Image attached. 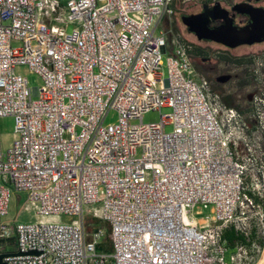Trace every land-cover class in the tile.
<instances>
[{
	"label": "built area",
	"instance_id": "1",
	"mask_svg": "<svg viewBox=\"0 0 264 264\" xmlns=\"http://www.w3.org/2000/svg\"><path fill=\"white\" fill-rule=\"evenodd\" d=\"M190 1L0 0V119L14 117L16 137L5 153L0 132L8 264H253L262 254L250 231L264 229L260 137L213 99L194 45L165 29ZM14 193L38 216L77 219L3 222ZM201 209L211 215L199 221ZM89 216L109 224L111 252ZM231 227L244 237L234 246Z\"/></svg>",
	"mask_w": 264,
	"mask_h": 264
},
{
	"label": "flooded vegetation",
	"instance_id": "2",
	"mask_svg": "<svg viewBox=\"0 0 264 264\" xmlns=\"http://www.w3.org/2000/svg\"><path fill=\"white\" fill-rule=\"evenodd\" d=\"M224 1L226 0H219L218 3L222 9L228 10L230 15L234 16V26L238 29L246 26L250 17L238 14L234 11L236 5L226 6ZM237 5L264 8V0H241ZM214 6L210 0H203L198 11L182 15V18L201 14L206 8L212 10ZM179 9L178 7L175 15ZM224 24L223 20H215L210 23V28H219ZM200 42L209 44V56H194L193 64L199 72L208 69V82L213 99L227 100L230 106L225 103L224 105L235 110L244 120L252 141L254 134L264 136V42L245 45L250 46L249 49L242 46L230 48L207 40ZM194 47L197 53L198 47ZM254 47L256 48L253 49Z\"/></svg>",
	"mask_w": 264,
	"mask_h": 264
},
{
	"label": "rangeland",
	"instance_id": "3",
	"mask_svg": "<svg viewBox=\"0 0 264 264\" xmlns=\"http://www.w3.org/2000/svg\"><path fill=\"white\" fill-rule=\"evenodd\" d=\"M202 1L203 0H191L190 2L183 4L180 6L178 14L175 15L172 23H166L165 29L171 28L174 30L175 33H179L185 40L192 43L194 46L198 47L197 54H200L201 56L208 57L210 48L209 44H206L204 42H200L198 38L193 35L188 28L184 25L182 21V15H188L192 12L198 11L202 7ZM212 2V0H210ZM241 0H226L223 2L224 5H237ZM214 4V3H212ZM216 5V4H215ZM162 28L158 29V33ZM242 48H251L250 46H242ZM254 47L253 49H255ZM250 49V50H253ZM17 74H21L25 77H28L30 81L31 87H40L42 85L41 78L30 71V69L26 66H20L16 70ZM163 79H167L168 77V69L165 66L162 69ZM201 75L204 76L209 81V75H208V69L200 71ZM116 112H111L107 118V123L114 122L116 120ZM159 120V113H150L147 114L144 118V121L146 123L151 121H158ZM0 132H1V143L3 151L6 153L8 150L12 147L13 142L15 141V119L14 117H6L0 119ZM258 139L255 144H261L262 148H258V151L261 149L264 151V136L257 135ZM261 158V154L254 153V157L258 159ZM264 158V157H262ZM264 161V160H263ZM26 200V194L25 193H14L11 201L10 206V213L9 216H6L2 219L3 222H12L14 219L17 218L18 223L21 224H34L38 221H44V222H56L61 224H70L73 221L77 219V217L70 216V215H62L60 217L47 219L43 218L41 216H38L36 209L33 206H27V208H24L23 203ZM264 208V207H263ZM202 214L199 216H196L200 221H202L201 218H208L211 215V209L202 210ZM87 223H91L94 226H101L103 228L108 229V235H110L109 230V224L102 222V221H96L92 216L87 217ZM261 229H263L262 226L258 227L256 222H254L251 225L250 231L254 234H257L258 241L262 244L263 252L262 254L256 259V261L253 264H264V237L260 235ZM264 230V229H263ZM259 233V234H258ZM111 236V235H110ZM111 238V237H110ZM14 239V238H13ZM107 240V239H106ZM111 240V239H110ZM4 248L8 251H14L16 249V243L12 240H8L4 244Z\"/></svg>",
	"mask_w": 264,
	"mask_h": 264
},
{
	"label": "water",
	"instance_id": "4",
	"mask_svg": "<svg viewBox=\"0 0 264 264\" xmlns=\"http://www.w3.org/2000/svg\"><path fill=\"white\" fill-rule=\"evenodd\" d=\"M234 11L241 15H248L249 23L240 29L236 28L234 16H231L228 10L222 9L220 3H217L212 10L206 8L201 14L185 16L182 21L200 41H212L230 48L263 43L264 8L236 5ZM215 20H223L225 24L222 27L211 29L210 23ZM10 255L13 254H0V264H8L5 259Z\"/></svg>",
	"mask_w": 264,
	"mask_h": 264
},
{
	"label": "trees",
	"instance_id": "5",
	"mask_svg": "<svg viewBox=\"0 0 264 264\" xmlns=\"http://www.w3.org/2000/svg\"><path fill=\"white\" fill-rule=\"evenodd\" d=\"M200 54L195 53L194 56H199ZM223 103L227 104L230 106V104L227 102V100H222ZM111 236L108 235L106 239L104 240V243L101 244L98 249L103 250L106 252H111L112 251V239L110 238ZM224 238L232 245L234 246L237 242L244 241V237L238 233L233 227L226 229L224 233ZM111 239V240H110ZM12 241L15 242V239H11ZM16 243V242H15Z\"/></svg>",
	"mask_w": 264,
	"mask_h": 264
},
{
	"label": "bare ground",
	"instance_id": "6",
	"mask_svg": "<svg viewBox=\"0 0 264 264\" xmlns=\"http://www.w3.org/2000/svg\"><path fill=\"white\" fill-rule=\"evenodd\" d=\"M199 220V219H198ZM200 221V220H199Z\"/></svg>",
	"mask_w": 264,
	"mask_h": 264
}]
</instances>
